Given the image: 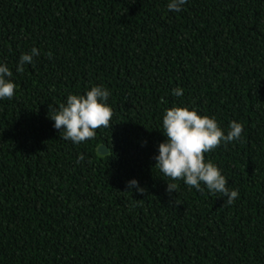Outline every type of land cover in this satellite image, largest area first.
<instances>
[{
  "label": "trees",
  "instance_id": "16d2710c",
  "mask_svg": "<svg viewBox=\"0 0 264 264\" xmlns=\"http://www.w3.org/2000/svg\"><path fill=\"white\" fill-rule=\"evenodd\" d=\"M166 4L0 0L16 84L0 100V264H264V0ZM93 85L110 91L111 125L62 139L49 108ZM174 104L243 125L205 153L239 190L231 205L183 180L167 190L154 157Z\"/></svg>",
  "mask_w": 264,
  "mask_h": 264
},
{
  "label": "clouds",
  "instance_id": "9594fccd",
  "mask_svg": "<svg viewBox=\"0 0 264 264\" xmlns=\"http://www.w3.org/2000/svg\"><path fill=\"white\" fill-rule=\"evenodd\" d=\"M188 0H167L169 11L180 12ZM40 55L33 47L30 52L22 53L15 70L23 73L24 66L33 62ZM16 90L13 71L6 62L0 61V100L11 99ZM177 97L183 96L180 87L172 90ZM110 91L103 85L86 88L82 94L69 93L66 100L58 107L49 108L48 118L54 122L53 127L60 130L61 138L80 144L95 137L96 130L109 127L113 112L108 99ZM162 134L165 139L158 145L155 165L167 177L168 191H176L177 185L171 181L183 180L189 189L218 193L224 203L231 205L239 196L238 189L228 187V180L220 168L211 160L205 159V153L212 152L221 144L227 145L242 137L243 125L232 120L227 130L223 129L214 116L201 114L196 108L186 105H173L166 108L162 115ZM100 148V147H99ZM81 155L77 163L83 160ZM129 191L136 188L144 192L138 181H128Z\"/></svg>",
  "mask_w": 264,
  "mask_h": 264
},
{
  "label": "water",
  "instance_id": "95a60500",
  "mask_svg": "<svg viewBox=\"0 0 264 264\" xmlns=\"http://www.w3.org/2000/svg\"><path fill=\"white\" fill-rule=\"evenodd\" d=\"M101 148H99V150H100Z\"/></svg>",
  "mask_w": 264,
  "mask_h": 264
}]
</instances>
